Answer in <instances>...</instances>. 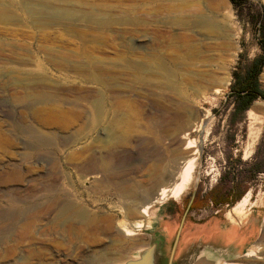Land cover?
I'll use <instances>...</instances> for the list:
<instances>
[{"label": "rangeland", "instance_id": "1", "mask_svg": "<svg viewBox=\"0 0 264 264\" xmlns=\"http://www.w3.org/2000/svg\"><path fill=\"white\" fill-rule=\"evenodd\" d=\"M93 1L98 8L144 12L149 36L138 35L132 40L136 49L119 46V51L134 63L172 67L181 89L209 113L193 182L181 199L157 204L147 220L155 222L154 229L125 237L123 230L138 219L128 204L153 195L161 179L156 174L175 164L166 140L173 133L157 135L154 125L152 133L136 134L132 146L109 152L107 172L96 185L93 172L99 155L93 149L109 120L100 125L92 112L81 115L79 89L94 86L72 68L91 64L104 51L111 56L113 42L81 41L59 34L60 27L28 20L0 24V264H121L154 244L160 262L168 264L186 212L176 252L185 248L189 234L205 227L240 234L248 229L247 245L260 246L257 257H246L250 248L242 256L238 250H220L210 259L215 264H264V172L250 170L252 163L264 165V99L253 103L254 115L249 110L241 117L234 114L230 96L235 70L264 53L258 28L244 23L230 0ZM243 3L252 11L264 7V0ZM171 17L175 25L168 24ZM154 32L162 38L155 40ZM83 47L88 50L81 52ZM260 81L264 86V71ZM194 82L203 87V96L188 89ZM165 119L159 116V122ZM185 125L186 119L180 121L179 130ZM122 183L136 185L130 198L120 193ZM232 187L233 197L244 193L237 203L214 204V194ZM168 204L173 209L163 220L158 209ZM56 215L61 217L54 223ZM167 227L173 231L171 239Z\"/></svg>", "mask_w": 264, "mask_h": 264}, {"label": "bare ground", "instance_id": "2", "mask_svg": "<svg viewBox=\"0 0 264 264\" xmlns=\"http://www.w3.org/2000/svg\"><path fill=\"white\" fill-rule=\"evenodd\" d=\"M91 3L96 2L93 0H21L20 2L0 0V24L15 25L28 20L36 26L60 27L59 34L76 37L81 41L106 39L113 42L110 47L111 56L104 51L103 56H99L91 64H75L72 68L77 77L87 78L94 86L92 89L87 87L79 89L81 115L88 116L92 112L100 125L105 119L109 120L108 128L96 138V146L93 149V152L99 155L97 170L93 172L96 185L103 182L107 172L109 152L132 146L136 142L134 140L136 134L152 133L154 125L157 128V135H164L165 132L173 133L166 140L167 147L172 149L175 155V164L165 169L162 174L157 173L159 169H156V175L161 177L156 192L142 199L141 202H132L133 205L126 200L130 203L128 208L126 205L129 213H133L138 218L129 225V229L123 230L125 237H131L143 228H150L151 225L147 220L157 209V204L177 201L189 190L193 182L196 155L204 148L206 130L211 118L208 112L197 105L190 93L181 89L176 81L177 74L172 67H163V64L158 66L155 63H134L129 54L119 51V46H125L129 51L134 50L136 45L132 40L136 36H149V30L145 27L147 21L142 16L144 12L98 8ZM175 22L176 19L171 17L168 24L175 25ZM160 35L161 32H154V39L159 40L162 38ZM173 39L175 38L169 37L170 42H173ZM87 50L81 48V52ZM151 55L158 60L157 55ZM188 84V89L193 94L203 96V87L200 84L197 82ZM249 114L254 115V110H250ZM160 115H164L167 119L159 122ZM184 119L186 125L180 131L178 125ZM257 138L258 134H255V139ZM196 141L198 146L193 150L192 147L195 145L192 144ZM150 154L152 155H147L148 159L154 156V152ZM135 187L134 184L122 183L118 189L121 194L130 198L134 195ZM59 217L61 215L55 216L54 223ZM85 217L84 214L81 215L83 221L86 220ZM95 221L108 224L107 219ZM148 246L145 245L144 250ZM259 248V245L254 246L247 257H257ZM107 259L109 258L106 256L101 260Z\"/></svg>", "mask_w": 264, "mask_h": 264}, {"label": "trees", "instance_id": "3", "mask_svg": "<svg viewBox=\"0 0 264 264\" xmlns=\"http://www.w3.org/2000/svg\"><path fill=\"white\" fill-rule=\"evenodd\" d=\"M237 9L241 20L244 23L252 24L259 30V38L262 39L261 47L264 52V7L258 11H252L249 3H243L245 0H230ZM247 5V6H246ZM249 10V12H248ZM241 65V63H240ZM264 71V53L258 55L251 62L238 67L234 72V80L230 87V96L234 100L236 116L243 117L252 107L253 103L259 98L264 99V86L260 81V76ZM235 168V167H234ZM236 170V168H235ZM234 170V171H235ZM250 170L253 174L264 172V165L259 162L252 163ZM235 173V172H234ZM236 174L232 178L235 183ZM234 187L226 189L225 192L214 194L212 200L217 206L230 203H237L244 193L236 197L232 196Z\"/></svg>", "mask_w": 264, "mask_h": 264}, {"label": "crops", "instance_id": "4", "mask_svg": "<svg viewBox=\"0 0 264 264\" xmlns=\"http://www.w3.org/2000/svg\"><path fill=\"white\" fill-rule=\"evenodd\" d=\"M239 205H240L239 207L242 206L241 203H239ZM172 209H173L172 205L170 204L162 206L158 209V214H160V216L162 217L161 219L164 220V217H167V215L172 211ZM154 227H155V222H152L150 228L147 229L151 230L154 229ZM165 229L168 232V238L171 239L173 235V231L168 227ZM212 229L213 228L205 227L202 230L199 229L200 231L198 230L196 232L191 233L193 235L189 234L185 240L186 241L185 248L182 251L175 253L174 263L191 264L193 257H198V255L200 254V252L195 254V251H202V252L206 251L207 254L212 255L220 250H225L229 252H231L230 250H238V256H242L245 255V253H247V251L252 247V245L250 244L247 245L248 239H250L249 237L251 235V233L248 232V229L243 234H240L238 232L239 235L237 232L235 233L233 230H228V228H226V230H218L216 232H213ZM235 234H237V237H235L236 236ZM150 235L152 236L153 234L150 233ZM221 238L227 241H220ZM210 244H214V245L209 246ZM248 253L246 254V257Z\"/></svg>", "mask_w": 264, "mask_h": 264}, {"label": "water", "instance_id": "5", "mask_svg": "<svg viewBox=\"0 0 264 264\" xmlns=\"http://www.w3.org/2000/svg\"><path fill=\"white\" fill-rule=\"evenodd\" d=\"M186 215H187V212L185 213L183 220L180 224L179 231L177 233L176 240L173 245V249L171 251L169 260H168V264H175L174 263L175 253H176L180 235H181V232L184 226ZM210 258L213 259L209 254L207 253L204 254V252L201 251L198 257L192 260L191 264H212L214 263V260H211ZM160 261L161 259L160 257H158L157 246L156 244H154V245L148 246L147 249L142 250L140 256L137 257L136 259H132V260L126 261L125 263H121V264H162Z\"/></svg>", "mask_w": 264, "mask_h": 264}]
</instances>
